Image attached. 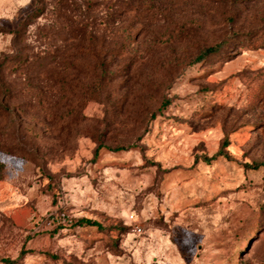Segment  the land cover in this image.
<instances>
[{
	"label": "rangeland",
	"instance_id": "1",
	"mask_svg": "<svg viewBox=\"0 0 264 264\" xmlns=\"http://www.w3.org/2000/svg\"><path fill=\"white\" fill-rule=\"evenodd\" d=\"M261 162L264 0H0V264H264Z\"/></svg>",
	"mask_w": 264,
	"mask_h": 264
},
{
	"label": "trees",
	"instance_id": "2",
	"mask_svg": "<svg viewBox=\"0 0 264 264\" xmlns=\"http://www.w3.org/2000/svg\"><path fill=\"white\" fill-rule=\"evenodd\" d=\"M226 44V40H221L213 45H209L206 46L204 48H202L198 54L193 58L192 63H197V62H202L204 61L207 57L214 55L216 53H218L222 47ZM99 66L101 65V78L107 75H110V77L115 76V72L113 70L109 69V66L105 65L104 63L102 64H98ZM229 140L227 138H224V140L221 143V146L219 148V150L214 153L212 156H204V161L206 162H210L212 160L217 159L218 157H225V158H229V154L226 151V147L228 146ZM103 146V143L99 144L96 148V155L99 151V149ZM124 146H118L115 148V150H121L123 149ZM260 166H264V162L261 163H256L254 164L252 167L253 168H259ZM78 224H87V225H92V226H98L99 228H102V225L95 220H92L90 218H81L80 220H78L77 222ZM7 263H14L15 261L13 260H6Z\"/></svg>",
	"mask_w": 264,
	"mask_h": 264
}]
</instances>
